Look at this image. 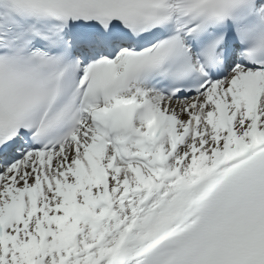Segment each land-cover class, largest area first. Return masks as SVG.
Wrapping results in <instances>:
<instances>
[{
  "label": "snow or ice",
  "instance_id": "6c2138e0",
  "mask_svg": "<svg viewBox=\"0 0 264 264\" xmlns=\"http://www.w3.org/2000/svg\"><path fill=\"white\" fill-rule=\"evenodd\" d=\"M0 264H264V0H0Z\"/></svg>",
  "mask_w": 264,
  "mask_h": 264
}]
</instances>
